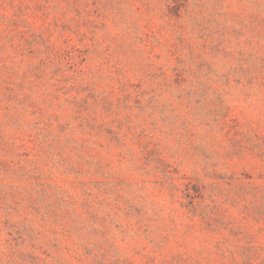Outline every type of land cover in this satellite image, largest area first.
<instances>
[{"label": "rangeland", "instance_id": "rangeland-1", "mask_svg": "<svg viewBox=\"0 0 264 264\" xmlns=\"http://www.w3.org/2000/svg\"><path fill=\"white\" fill-rule=\"evenodd\" d=\"M0 264H264V0H0Z\"/></svg>", "mask_w": 264, "mask_h": 264}]
</instances>
